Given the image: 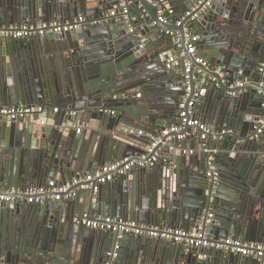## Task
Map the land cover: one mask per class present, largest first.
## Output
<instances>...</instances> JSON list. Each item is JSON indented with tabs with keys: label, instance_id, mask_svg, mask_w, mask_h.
<instances>
[{
	"label": "water",
	"instance_id": "95a60500",
	"mask_svg": "<svg viewBox=\"0 0 264 264\" xmlns=\"http://www.w3.org/2000/svg\"><path fill=\"white\" fill-rule=\"evenodd\" d=\"M125 1L126 14L121 0H0V27L84 17L79 28L65 33L0 40V107L43 104L46 119L60 108L51 125L0 122V188L40 187L50 180L61 185L144 154L152 138L135 133L154 134L179 123L182 109L213 130L235 133L206 141L208 152L198 133L191 136L200 155H176L172 143L159 144L154 152L168 151L167 164L158 158L104 184L77 185L74 195L68 196L69 189L59 200L17 203L20 196H13L0 206V263L262 264L255 256L213 248L198 259L203 249L75 221L86 213L188 229L211 213V240L264 243V132L254 136L264 116V0H211L197 19L179 25L198 0H168L173 10L164 23L149 0ZM164 30L179 33V48L168 46L170 39L164 43ZM187 35L196 37L194 54ZM169 56L181 64L166 68ZM196 56L207 64L196 63ZM244 79L237 95L229 96L230 85Z\"/></svg>",
	"mask_w": 264,
	"mask_h": 264
},
{
	"label": "built area",
	"instance_id": "2783aa9c",
	"mask_svg": "<svg viewBox=\"0 0 264 264\" xmlns=\"http://www.w3.org/2000/svg\"><path fill=\"white\" fill-rule=\"evenodd\" d=\"M120 6L123 8V13L128 11L125 0H121ZM155 14L159 21L166 22V13H172V7L168 0H149ZM211 0H198L190 11H187L177 22L179 25L185 18L187 20L197 19L201 12L206 7L210 6ZM110 14H114L111 11ZM126 18V16H125ZM135 20V17H133ZM84 22V17H77L73 20H58L51 19L48 21H27L20 24L10 25L7 27H0V40H27L37 36H44L46 34H60L70 30L79 28ZM132 32L133 28H129ZM164 34L172 39V44L175 47H180L179 33L176 31L164 30ZM190 40H186L188 45L189 54L195 53L194 42L195 36L187 35ZM183 54V53H182ZM185 66V72L189 71L190 63L187 60L182 61ZM195 62L202 65H206L207 62L203 56H196ZM181 64V60L175 56H169L166 60V68L178 67ZM220 76L223 75L221 68L216 70ZM259 72L264 76V63L259 65ZM214 81V79H213ZM247 82V79L237 81L230 85V90L227 91L229 96L237 95L235 88H240ZM184 101L181 102L180 107L184 108ZM192 105V101L188 103V106ZM59 107H53V113H59ZM45 105H18V106H4L0 107V122H4L7 125L12 123L20 124L21 126L33 125L42 126L46 124ZM75 114L74 111H71ZM113 114L114 111H109ZM181 121L179 123H172L157 132L156 135L151 136L152 141L149 149L146 153L138 156H126L124 158L115 160L107 165L101 166L93 173H87L73 178L71 181L65 184L59 185L56 181L50 180L44 186L30 185L26 188L7 187L0 188V206L6 203H10L14 200L15 195L20 196L19 199H25L28 203H45L49 200H59L61 195L68 191V196L75 194V190L71 189L74 186L80 188H87L88 183L96 181L97 184H104L113 179L115 175H123L127 171L133 168H142L152 166L157 160L158 155L154 152V149L161 144L167 146L172 144H179L181 154H192L193 149L183 147L182 142L186 137L198 133L199 139L202 141V151L208 152L210 149L205 147V142L209 140L223 139L224 136L232 134V130L222 129L220 131L213 130L206 122L191 115L190 109H182L180 112ZM19 125V126H20ZM187 129L186 132L183 130ZM80 129L77 128V132ZM264 132V116H261L257 120L255 126L254 136H258ZM141 134V131H138ZM176 145H174L175 147ZM174 148L173 146H170ZM209 175V172L207 173ZM212 214L209 213L207 218L203 219L192 228H159L154 226H146L144 224L136 223L133 221L118 220L112 217H92L84 213L75 221L81 225H84L93 230L101 231H113L121 234H129L136 237H147L152 239H159L162 241H170L176 244H181L186 248L207 249L213 248L215 250H221L225 253H238L243 256H255L258 260L264 264V243L257 241H244L239 239H218L211 240L206 232V228L211 222ZM198 257H202L198 255ZM2 264V263H0Z\"/></svg>",
	"mask_w": 264,
	"mask_h": 264
},
{
	"label": "crops",
	"instance_id": "0c3cea01",
	"mask_svg": "<svg viewBox=\"0 0 264 264\" xmlns=\"http://www.w3.org/2000/svg\"><path fill=\"white\" fill-rule=\"evenodd\" d=\"M143 17H144V15H143ZM56 19V18H55ZM62 21H65V20H62ZM25 22V21H24ZM23 23V22H22ZM264 26V25H263ZM3 27H5V26H3ZM163 33H164V31H163ZM166 37H168V38H165V44H166V40L168 41V39H170V41L169 42H167V45L168 46H172V39L169 37V36H167L166 34H164ZM28 40V39H27ZM164 41V40H163ZM112 109H106L105 111L107 112V113H109V111H111ZM112 111H114V113H115V110H112ZM46 112L44 113V116L46 117ZM55 113H49V118H47L46 120V123L47 124H49V125H51V124H53L54 123V118L52 117L53 115H54ZM109 114H111V113H109ZM64 118H65V116H63ZM63 118V119H64ZM18 125H20V124H18ZM21 126V125H20ZM25 126H27L26 124H25ZM31 126V125H30ZM213 127H214V125H212ZM33 127H39V126H33ZM80 130H81V127L79 126L78 127ZM216 128V127H215ZM228 130H230V128H228ZM232 130V129H231ZM139 131H141L142 133V136L143 137H145V138H151V136H154V134L156 135L157 134V132H155L154 134H151V133H146V132H144L143 130H139ZM80 132V131H79ZM232 132L233 133H235V131H233L232 130ZM133 134V133H132ZM86 135L87 136H89L90 135V132L89 131H87L86 132ZM135 135L137 136H139V133L137 132V133H135ZM173 145H176V144H173ZM164 147V146H163ZM162 147V148H163ZM185 148H188V149H193V153L192 154H194L195 152L197 153V154H199V152H197V151H201L200 149H199V142L197 141V140H195L194 138L192 139V138H190V140H188V142H187V144H186V147ZM170 151L173 153V154H176V155H180L181 154V152H180V147H179V144H177L174 148H172V147H170ZM187 154H189V153H187ZM187 154H184V155H187ZM200 155V154H199ZM158 157H159V160H162V162L164 163V164H167V162H165V158L166 157H170L169 156V154H168V151H162L161 152V156H159L158 155ZM170 163H173V162H170ZM175 163V162H174ZM179 167L181 168V167H183V165L182 164H179ZM134 171V170H133ZM138 171H140L139 169H138ZM21 188V187H20ZM22 200L21 199H18L16 202L18 203V202H21ZM144 238H147V237H144ZM206 252H208V249H203V252H200V254L199 255H201L202 257H198V259H206V258H208V255L206 254Z\"/></svg>",
	"mask_w": 264,
	"mask_h": 264
}]
</instances>
